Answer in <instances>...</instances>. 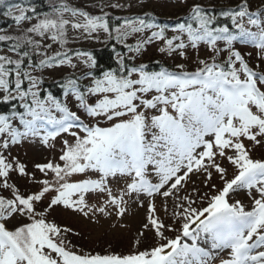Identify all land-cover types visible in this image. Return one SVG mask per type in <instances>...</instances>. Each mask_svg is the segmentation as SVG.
<instances>
[{
    "label": "snow or ice",
    "instance_id": "1",
    "mask_svg": "<svg viewBox=\"0 0 264 264\" xmlns=\"http://www.w3.org/2000/svg\"><path fill=\"white\" fill-rule=\"evenodd\" d=\"M47 3L3 12L15 28L0 29V264H264V156L253 155L264 148V4L215 12L193 2L169 37L150 13L111 23L105 8L118 2L98 14ZM101 33L126 53L97 75L92 53L68 45ZM156 41L181 60L194 50L192 66L135 63ZM237 43L255 49L254 65ZM65 67L61 99L43 85L46 70ZM37 141L53 156L29 171L13 148ZM193 176L201 186L189 191ZM238 191L249 203L231 198ZM133 205L145 211L127 252L84 250L50 218L63 208L120 221Z\"/></svg>",
    "mask_w": 264,
    "mask_h": 264
},
{
    "label": "rangeland",
    "instance_id": "2",
    "mask_svg": "<svg viewBox=\"0 0 264 264\" xmlns=\"http://www.w3.org/2000/svg\"><path fill=\"white\" fill-rule=\"evenodd\" d=\"M190 1V5L193 2H199L202 5H208V7L214 6L216 8H226L234 6L238 3V0H186ZM73 6L82 7L91 13H99L98 5L103 3H120L124 5L122 9L105 8V11L112 15H126L132 13H142V12H152L161 16L163 20H171L173 17L179 16L184 11V3L181 0H69ZM253 9L264 4V0H250ZM15 26H10L7 30L12 32ZM71 35V34H70ZM167 36L173 35L172 31H166ZM137 37H131L128 43H135ZM105 36L103 33L100 34L99 40L97 39H83L81 38L75 43H70L68 46L70 48H93L100 47L105 44ZM162 46V42L156 41L146 46V50L142 51L141 54L137 56L136 63L146 62L151 59H160L168 64L174 66L175 63H188L191 67V61L195 59L196 53L191 48L187 49L188 60H181L178 54L173 56H168L162 54L158 51V48ZM56 48V46H53ZM237 47L242 54L247 52H252L253 57H245L249 60L250 64H255V49L250 46H245L240 44ZM131 55V54H128ZM206 55V49L204 46L200 47V56ZM264 67V65H262ZM81 69H78L79 72ZM72 71L69 68H56L49 69L45 71V81L54 80L60 76L66 75ZM57 150L59 148V139L56 141ZM13 154L18 155L20 159L28 165L29 171H35L32 167L35 162H45L46 159H50L53 156V152L45 148L38 141L35 143L25 142L22 145H18L13 148ZM255 158H260L264 156V148H258L255 153H253ZM37 176L40 174L37 172ZM232 169L229 168V178H231ZM15 179V178H14ZM201 179L196 176L192 177V181L189 182L188 190L190 191L194 186H201ZM195 182L194 184L192 182ZM213 182L218 186L220 185L219 178L214 176ZM23 191L26 187H31L27 185L23 179L17 180ZM231 198L241 199L245 204L249 203L244 191H238L231 194ZM159 203V202H158ZM144 209H138L135 205L129 208V213L123 217L120 221H117L116 217L113 216L110 219L100 218L98 223L83 217L82 215L71 212L70 210H63L60 208H55L51 212L50 218H54L60 225H66L67 227L74 230L79 235H69L68 238L72 241L74 245L84 249L92 250L94 252H103L109 248L111 245V250L116 252H125L131 249L133 240L136 236V231L139 228L140 222L144 216ZM170 222V221H169ZM15 223V221L13 222ZM119 223L128 225V227L120 228ZM113 224H117V227H113ZM168 235H173L169 233ZM153 243L152 234H147V239L144 240L143 246H150Z\"/></svg>",
    "mask_w": 264,
    "mask_h": 264
},
{
    "label": "trees",
    "instance_id": "3",
    "mask_svg": "<svg viewBox=\"0 0 264 264\" xmlns=\"http://www.w3.org/2000/svg\"><path fill=\"white\" fill-rule=\"evenodd\" d=\"M19 2H21V0H4V3L0 4V28H5L9 26L10 23L12 22L10 19L5 18L3 16V12L7 10V7L9 5L16 4ZM23 2L30 3L33 7L37 9L38 12H45L49 10L47 0H23ZM189 2L186 1L184 3V9H183L184 11H186L189 8L190 6ZM204 6L211 10H214L215 12H219L220 10L230 8V7L216 8L214 6L208 7V5H204ZM144 13L146 12H142L137 15H143ZM133 16H136V14ZM117 17H120L121 20L122 18H124L122 16L110 15L109 16L110 22L113 24L120 23L121 20L115 19ZM145 18H148V17H145ZM85 51L91 52L94 58L96 59L97 65H96L95 72L97 75H99L103 71H106L110 68L116 67V64H115V53L116 52H120L122 54L126 53V49L122 45L118 44L115 40H108L107 43H105L104 45L100 47L89 48V49H86ZM129 63L131 64L132 61H129ZM147 64L149 65V68L151 70H159V67L162 66L163 63L160 62L159 64H157L152 61H149L147 62ZM60 79L61 78L48 81L44 85V88L51 91L54 95H56L59 98L62 95V89L59 86ZM4 110H6L5 106L0 105V111H4Z\"/></svg>",
    "mask_w": 264,
    "mask_h": 264
}]
</instances>
